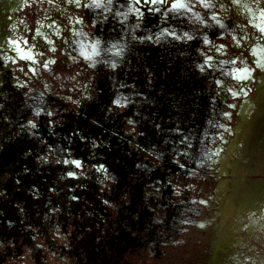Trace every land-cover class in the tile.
<instances>
[{"label":"rangeland","instance_id":"rangeland-1","mask_svg":"<svg viewBox=\"0 0 264 264\" xmlns=\"http://www.w3.org/2000/svg\"><path fill=\"white\" fill-rule=\"evenodd\" d=\"M100 3L0 0V264H264V0Z\"/></svg>","mask_w":264,"mask_h":264},{"label":"snow or ice","instance_id":"snow-or-ice-1","mask_svg":"<svg viewBox=\"0 0 264 264\" xmlns=\"http://www.w3.org/2000/svg\"><path fill=\"white\" fill-rule=\"evenodd\" d=\"M48 2H49V3H52L53 0H48ZM67 2L69 3V5H73V4H75V5H80V0H67ZM109 2H111V0H109ZM234 2H235V0H234ZM136 3H137V4H139V3H143V4H145V5H155V4H157V3L164 4V3H165V0H136ZM82 6H83V7H90V6L100 7V6H101V3H100V0H91V4H90V5H89V4H84V5H82ZM208 6H209L208 4H205V7H208ZM172 7H173V8H183V7H185V5H184L183 3H180V2H174V3L172 4ZM147 10H148L149 12L153 11V9H152L151 7H148ZM156 11H159V9H156ZM140 15L143 16L144 13L141 12ZM137 26H139V24H138ZM262 31H264V29H262ZM185 35L187 36V34H185ZM148 39H151V37H148ZM189 39H191V37H189ZM13 43H15V41H13ZM208 43H209V40L205 39V40H204V44H208ZM223 47H224V45H221L220 48H217V51H220L221 48H223ZM211 59H212V57H207V58L205 59V63H208V61L211 60ZM231 62H232V63H236L235 60H232ZM241 63H243V61H241ZM113 66H114V65H113ZM203 70H204V69L201 67V71H203ZM243 71H247V72L250 74L249 76L243 77V79H250V78H251V71H252V70H251V69H244ZM237 78H241V77L238 76ZM215 83H216L217 85H221V84H222V82H221L220 80H216ZM21 86H22V85H21ZM228 91H231V89H228ZM233 95H236V93H233ZM113 104H115V105H119V104H120V100H119V99H115V100H113ZM229 107H233V105H229ZM224 114H225V115H228L227 112H225ZM48 115L51 116L52 113L49 112ZM29 124H32V121H29ZM32 126L35 127L34 124H32ZM64 163H65V164H68L69 161H68V160H65ZM71 163L74 164L76 167H80V165H81V161H80V160H72ZM180 167H184V165L181 164ZM103 168H104V166H103V165H100V169H103ZM98 170H99V169H98ZM105 171H106V170H105ZM68 175H69V176H74L75 173L69 171V172H68ZM105 203H107V202H105ZM201 203H205V201H201Z\"/></svg>","mask_w":264,"mask_h":264},{"label":"bare ground","instance_id":"bare-ground-1","mask_svg":"<svg viewBox=\"0 0 264 264\" xmlns=\"http://www.w3.org/2000/svg\"><path fill=\"white\" fill-rule=\"evenodd\" d=\"M4 7V6H3ZM5 9H7V6L5 5ZM2 40V39H1ZM3 41H4V39H3ZM261 61V60H260ZM261 92V91H260ZM263 94V93H262ZM261 95V94H260ZM258 98V97H257ZM258 104V103H257ZM253 105V104H252ZM250 108H252L253 109V107H250ZM255 109V108H254ZM249 110V109H248ZM260 115L262 116V113L261 114H259V115H255L252 111H251V113H250V124H249V126H248V128L246 129V132H248V137H249V140L251 141V140H253L256 136H257V134H258V132H257V130L255 129V125H254V122H256L257 121V119H258V117H260ZM247 117V116H246ZM249 117V116H248ZM247 117V118H248ZM246 119V118H245ZM241 127V126H240ZM240 132V131H239ZM245 134V133H244ZM237 137V136H236ZM242 138V137H241ZM243 138H244V136H243ZM242 138V139H243ZM237 142V141H236ZM235 142V143H236ZM236 148V147H235ZM236 152H238V151H236ZM241 154V153H240ZM236 156V155H235ZM224 164H225V162H224ZM232 166V165H231Z\"/></svg>","mask_w":264,"mask_h":264},{"label":"flooded vegetation","instance_id":"flooded-vegetation-1","mask_svg":"<svg viewBox=\"0 0 264 264\" xmlns=\"http://www.w3.org/2000/svg\"><path fill=\"white\" fill-rule=\"evenodd\" d=\"M5 5H6V4H4V7L2 8V10H4V9H5ZM6 6H7V5H6Z\"/></svg>","mask_w":264,"mask_h":264}]
</instances>
